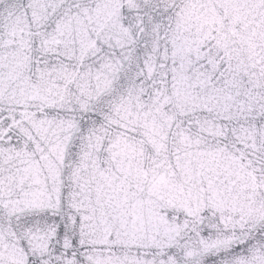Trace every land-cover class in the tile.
I'll list each match as a JSON object with an SVG mask.
<instances>
[{"label":"snow or ice","instance_id":"obj_1","mask_svg":"<svg viewBox=\"0 0 264 264\" xmlns=\"http://www.w3.org/2000/svg\"><path fill=\"white\" fill-rule=\"evenodd\" d=\"M0 264H264V0H0Z\"/></svg>","mask_w":264,"mask_h":264}]
</instances>
